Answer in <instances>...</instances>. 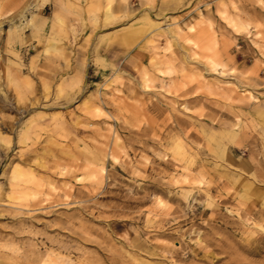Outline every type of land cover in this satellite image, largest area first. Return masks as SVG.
I'll return each mask as SVG.
<instances>
[{
    "label": "rangeland",
    "instance_id": "obj_1",
    "mask_svg": "<svg viewBox=\"0 0 264 264\" xmlns=\"http://www.w3.org/2000/svg\"><path fill=\"white\" fill-rule=\"evenodd\" d=\"M0 264H264V0H0Z\"/></svg>",
    "mask_w": 264,
    "mask_h": 264
}]
</instances>
